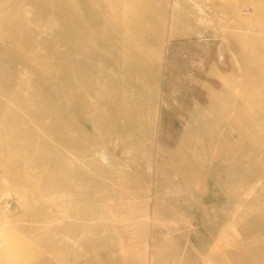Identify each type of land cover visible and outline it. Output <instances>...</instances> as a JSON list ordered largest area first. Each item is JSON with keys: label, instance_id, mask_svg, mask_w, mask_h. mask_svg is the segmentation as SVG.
Listing matches in <instances>:
<instances>
[{"label": "rangeland", "instance_id": "374dc122", "mask_svg": "<svg viewBox=\"0 0 264 264\" xmlns=\"http://www.w3.org/2000/svg\"><path fill=\"white\" fill-rule=\"evenodd\" d=\"M0 264H264V0H0Z\"/></svg>", "mask_w": 264, "mask_h": 264}]
</instances>
